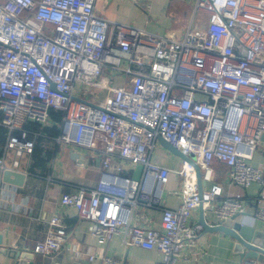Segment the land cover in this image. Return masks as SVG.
Segmentation results:
<instances>
[{"label": "built area", "instance_id": "2783aa9c", "mask_svg": "<svg viewBox=\"0 0 264 264\" xmlns=\"http://www.w3.org/2000/svg\"><path fill=\"white\" fill-rule=\"evenodd\" d=\"M94 6L95 0H0V172L17 170L16 157L32 149L25 125L47 124L51 110L62 112L59 144L100 153L96 184L49 200L45 236L25 251L49 255L61 248L67 234L57 207L69 206L92 222L99 243L118 236L126 247L158 251L155 264L195 261L198 253L184 252L202 230L194 210L201 205L203 215L223 221L247 212V203L217 201L218 185L200 193L194 164L204 184L213 181L212 163L224 164L231 182L258 184L264 200V170L250 164L255 151L264 150V0H194L209 24L204 33L183 37L110 22ZM105 68L121 73L125 84L103 78ZM159 137L193 155L194 164L182 159L175 170L153 161ZM9 150L13 167L6 164ZM139 169L138 178L125 174ZM171 172L181 178L176 209L160 206ZM13 192L0 182V204ZM144 206L159 212L157 226L133 220ZM13 208L27 210L24 203ZM254 216L264 227V208ZM88 258L121 264L107 255Z\"/></svg>", "mask_w": 264, "mask_h": 264}, {"label": "crops", "instance_id": "0c3cea01", "mask_svg": "<svg viewBox=\"0 0 264 264\" xmlns=\"http://www.w3.org/2000/svg\"><path fill=\"white\" fill-rule=\"evenodd\" d=\"M95 12L110 22L128 24L147 32L164 35L173 32L178 37L190 31L204 33L209 24V15L194 9V0H95ZM103 78L110 77L114 86L124 85L126 79L121 73L104 69ZM117 78L121 82L117 83ZM100 94L108 97L106 90L100 89ZM61 120L55 121L50 115L47 124L29 122L25 125L27 139L32 143L30 152H22L16 157L19 161L16 168L24 173L21 185L0 182L14 188L8 204H0V264H14L13 258L2 249L32 248L45 236L47 223V210L49 200H56L62 193L75 187H92L100 178V153L83 148L59 144L56 136L60 132ZM58 134L52 132L57 131ZM5 143V129L0 128V155ZM38 151L36 154L35 151ZM15 158L13 150L7 153L6 164L13 167ZM151 159L163 166L179 169L182 159L170 153L164 146L159 145L153 150ZM250 164L264 170V150H256ZM213 181L203 183L205 189L218 185L221 197L238 198L246 201L248 215L240 216L244 223L264 229L261 222L255 218L254 213L259 207L264 208V200L258 198L260 186L252 183L242 188L230 181L228 168L218 162L212 163ZM125 174L138 178L140 169ZM181 178L171 172L168 181L160 194V206L176 209L181 199L175 192L180 186ZM21 203L26 211L13 208ZM256 205V206H255ZM67 237L61 248L49 255L34 254L32 264H101L99 261L91 262L89 254L96 256H112L121 261V264H155L162 255L156 250L141 247H126L121 238L114 236L111 240L99 243L92 235L93 224L90 220L79 217L77 210L69 206H58ZM159 212L144 206L140 213L133 216L139 225L146 223L157 226ZM208 224H216L217 220L212 214L204 215ZM239 218V219H240ZM198 208L194 210L192 220L198 222ZM193 249L185 248V253L196 252L195 261L180 260L177 264H239V258L232 251L231 240L222 232H204L201 230L196 238ZM189 249V250H188ZM28 259L24 264H28Z\"/></svg>", "mask_w": 264, "mask_h": 264}, {"label": "water", "instance_id": "95a60500", "mask_svg": "<svg viewBox=\"0 0 264 264\" xmlns=\"http://www.w3.org/2000/svg\"><path fill=\"white\" fill-rule=\"evenodd\" d=\"M158 140L170 153L174 154L177 157H180L181 159L188 160L190 163L194 164L192 160L193 155H184L161 137H159ZM262 140H264V135L262 136ZM194 166L196 171L198 189L201 193L203 182L201 181L200 168L196 164H194ZM24 177V173L11 168H8L1 172V178L4 182L12 183L15 185H21L23 183ZM198 212V222L202 226V230L204 232H222L230 238L232 251L239 258V263L250 258H256L264 263V230L243 222L240 216H246L248 215V212L242 213L240 215L236 214L223 221H217L216 224H208L203 215L201 205L198 206ZM1 251L2 253H8V255L13 258L14 264H24L28 259L30 260L28 264H32L31 259L33 258V253L30 251H25L23 249H2Z\"/></svg>", "mask_w": 264, "mask_h": 264}, {"label": "trees", "instance_id": "16d2710c", "mask_svg": "<svg viewBox=\"0 0 264 264\" xmlns=\"http://www.w3.org/2000/svg\"><path fill=\"white\" fill-rule=\"evenodd\" d=\"M50 115L52 116L53 120L59 122V121L61 120L62 112L59 111V110H56V111L51 110V111H50ZM52 133H54V134L56 135V134H58V130H57V131H54V132H52ZM35 152H36V154L38 153L37 150H36Z\"/></svg>", "mask_w": 264, "mask_h": 264}, {"label": "rangeland", "instance_id": "374dc122", "mask_svg": "<svg viewBox=\"0 0 264 264\" xmlns=\"http://www.w3.org/2000/svg\"><path fill=\"white\" fill-rule=\"evenodd\" d=\"M100 77H102V76H100ZM100 77L99 78H97L98 80L100 79ZM117 83L118 82H121V79L120 78H117ZM90 89V91H91V93H94V94H99L100 93V89L99 88H97V87H90L89 88ZM89 98H91V99H95V97L94 96H90ZM96 100V99H95ZM97 101V100H96ZM99 101V100H98Z\"/></svg>", "mask_w": 264, "mask_h": 264}]
</instances>
